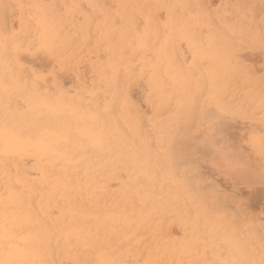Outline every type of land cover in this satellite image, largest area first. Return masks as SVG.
<instances>
[{
  "label": "rangeland",
  "instance_id": "1",
  "mask_svg": "<svg viewBox=\"0 0 264 264\" xmlns=\"http://www.w3.org/2000/svg\"><path fill=\"white\" fill-rule=\"evenodd\" d=\"M4 9L0 41L27 79L42 77L38 87L50 93L71 90L79 79L95 97L94 105L54 117L67 134L59 157L71 191H54L51 176L29 152L6 161L12 181L0 185V264H95L101 240L126 264H264V0H42ZM29 16L72 36L84 56L77 69L61 70L34 48L23 51L18 29ZM194 56L199 74L189 75ZM8 104L16 112L26 108L22 93L13 92ZM35 131L27 123L9 129L22 143ZM194 208L210 218L196 233ZM8 217L22 221L12 226Z\"/></svg>",
  "mask_w": 264,
  "mask_h": 264
},
{
  "label": "clouds",
  "instance_id": "2",
  "mask_svg": "<svg viewBox=\"0 0 264 264\" xmlns=\"http://www.w3.org/2000/svg\"><path fill=\"white\" fill-rule=\"evenodd\" d=\"M40 2L42 0H0V17L6 4L33 5ZM18 34L25 39L23 48L25 53L29 48L44 52L56 61L61 70L77 69L84 60L79 47L73 44L72 36L62 29L53 32L47 26L37 23L31 16L23 23L22 29H18ZM198 63V57L194 56L189 75L199 74ZM217 70H223L222 63L217 66ZM38 80L43 78L33 77L29 80L24 76L23 65L6 57L4 44L0 41V185H6L11 181L6 161L21 152H29L41 161L42 167L51 176L54 191H71L63 183L67 172L59 157L61 148L68 144L67 134L54 117L83 109L93 102L95 93L79 79L77 87L71 90H57L55 93H50L47 89L41 90L37 84ZM13 92L23 94L26 104L23 112L9 108L8 97ZM112 96H115L114 92ZM20 123L35 127V135L30 142L22 143L10 134L9 129ZM209 222L210 218L202 210L193 209L190 217L193 233ZM114 252L115 250L105 249L101 240L95 264H126V261L120 258L122 254H114ZM4 264L7 262L5 261ZM73 264H92V262L85 259L74 261Z\"/></svg>",
  "mask_w": 264,
  "mask_h": 264
},
{
  "label": "bare ground",
  "instance_id": "3",
  "mask_svg": "<svg viewBox=\"0 0 264 264\" xmlns=\"http://www.w3.org/2000/svg\"><path fill=\"white\" fill-rule=\"evenodd\" d=\"M231 1H232V0H231ZM245 1H246V0H245ZM57 3H58V2H57ZM249 3H250V2H249ZM193 4H194V3H193ZM204 4H205V3H204ZM244 4H245V3H244ZM191 6H192V5H191ZM4 7H5V6H4ZM59 7L61 8V6H59ZM206 7H207V6H206ZM244 7H245V6H244ZM207 9H208V8H207ZM244 9H245V8H244ZM4 10H5V9H4ZM59 10H60V9H59ZM199 11H200V10H199ZM46 13H47V12H46ZM111 14H112V13H111ZM2 15H4V13H3ZM4 16H5V15H4ZM96 16H97V15H96ZM258 16H259V15H258ZM214 17H215V16H214ZM2 18H3V17H2ZM117 18H118V17H117ZM49 20H50V19H49ZM1 22H2V20H1ZM119 22H120V20H119ZM122 22H123V21H122ZM38 23H39V22H38ZM41 23H42V22H41ZM203 24H204V23H203ZM235 24H236V23H235ZM216 25H217V24H216ZM6 27H7V26H6ZM14 27H15V26H14ZM113 28H114V27H113ZM252 28H253V27H252ZM4 29H5V28H4ZM191 29H192V28H191ZM247 29H248V28H247ZM225 32H226V31H225ZM4 33H5V32H4ZM222 33H223V32H222ZM198 34H199V33H198ZM235 34H236V33H235ZM9 35H11V34H9ZM92 35H93V34H92ZM253 35H254V34H253ZM253 35H252V36H253ZM1 36H2V35H1ZM238 36H239V35H238ZM196 37H198V36H196ZM1 38H2V37H1ZM3 38H4V37H3ZM91 38H92V37H91ZM8 45H10V43H9ZM199 46H200V45H199ZM199 46H198V47H199ZM205 46H206V45H205ZM9 47H10V46H8V48H9ZM207 47H208V46H207ZM211 49H212V48H211ZM10 51H11V50H10ZM17 52H18V51H17ZM176 53H177V52H176ZM206 53H207V52H206ZM43 54H44V53H43ZM10 55H11V54H10ZM44 55H45V54H44ZM178 59H179V58H178ZM200 61H201V60H200ZM157 63H158V62H157ZM158 64H159V63H158ZM160 64H161V63H160ZM249 65H250V64H249ZM199 66H200V65H199ZM190 67H191V66H190ZM107 68H108V67H107ZM161 68H162V67H161ZM183 68H184V67H183ZM207 68H208V67H207ZM107 70H108V69H107ZM43 72H44V71H43ZM162 75H163V74H162ZM31 76H32V75H31ZM31 76H30V77H31ZM204 76H205V75H204ZM33 77H34V76H33ZM120 77H121V76H119V79H120ZM164 77H165V76H164ZM119 79H118V82H117V83H119ZM86 81H87V80H86ZM128 81H129V80H128ZM108 82H109V81H108ZM168 84H169V82H168ZM192 84H193V83H192ZM40 85H41V84H40ZM95 87H96V86H95ZM102 87H103V86H102ZM128 87H129V86H128ZM155 87H156V86H155ZM164 87H165V86H164ZM124 88H125V87H124ZM150 89H151V88H150ZM152 89H153V88H152ZM41 90H42V89H41ZM53 90H54V89H53ZM69 90H70V89H69ZM123 91H124V90H123ZM128 91H129V89H128ZM121 93H122V92L120 91V97H121ZM158 93H159V92H158ZM156 95H157V94H156ZM106 96H107V95H106ZM109 96H110V95H109ZM109 96H108V97H109ZM122 96H123V95H122ZM157 96H160V94H158ZM201 96H202V95H201ZM118 97H119V96H118ZM235 98H236V97H235ZM118 99H121V98H118ZM199 99H200V98H199ZM123 102H124V101H123ZM163 102H164V101H163ZM121 103H122V102H121ZM92 105H94V104L92 103ZM92 105H91V106H92ZM118 105H119V103H118ZM135 105H136V104H135ZM196 105H197V104H196ZM97 106H98V105H97ZM116 106H117V104H116ZM122 106L124 107L123 104H122ZM171 106H172V105H171ZM98 107H99V106H98ZM197 107H198V106H197ZM96 108H97V107H96ZM99 108H100V107H99ZM99 108H97V109H99ZM106 108H107V107H106ZM108 108H109V106H108ZM103 109H104V108H103ZM109 109H110V108H109ZM172 109H174V108H172ZM113 110H114V109H113ZM116 110H117V109H116ZM83 111H85V110H83ZM102 111H103V110H102ZM117 111H118V110H117ZM119 111H120V110H119ZM194 111H195V110H194ZM199 111H200V110H199ZM226 111H227V110H226ZM79 112H81V111H79ZM105 112H106V111H105ZM229 112H230V111H229ZM88 113H89V112H88ZM90 113H91V112H90ZM192 113H193V112H192ZM195 113H196V112H195ZM200 113H201V112H200ZM82 114H84V113H82ZM119 114H120V113H119ZM163 114H164V112H163ZM68 115H69V114H68ZM102 115H103V114H102ZM74 116H75V115H74ZM104 116H105V115H104ZM122 116H125V115H122ZM72 117H73V116H72ZM72 117H71V118H72ZM95 117H96V116H95ZM76 118H77V117H76ZM82 118H83V117H82ZM110 118H111V117H110ZM194 118H195V117H194ZM79 119H80V118H79ZM129 119H130V118H129ZM73 120H74V119H73ZM111 120H112V119H111ZM131 120H132V119H131ZM166 120H167V119H166ZM82 121H83V119H82ZM82 121H81V122H82ZM86 121H88V120H86ZM106 121H107V120H106ZM132 121H133V120H132ZM167 121H168V120H167ZM194 121H195V120H194ZM78 122H79V121H78ZM122 122H123V121H122ZM94 123H95V122H94ZM101 123H102V122H101ZM108 123H109V122H108ZM132 123H133V122H132ZM161 123H163V121H162ZM167 123H168V122H167ZM81 124H82V123H81ZM87 124H88V123H87ZM124 124H126V123H124ZM192 124H193V123H192ZM84 125H85V124H84ZM109 125H110V124H109ZM112 125H113V124H112ZM120 125H121V124H120ZM18 126H19V125H18ZM80 126H81V125H80ZM97 126H98V125H97ZM110 126H111V125H110ZM122 126H123V125H122ZM144 126H145V125H144ZM144 126H143V127H144ZM86 127H87V126H86ZM102 127H103V126H102ZM99 128H100V125H99ZM104 128H105V127H104ZM109 128H110V127H108L107 129H109ZM126 128H127V127H126ZM159 128H160V127H159ZM105 129H106V128H105ZM110 129H111V128H110ZM110 129H109V130H110ZM124 129H125V128H124ZM151 129H152V128H151ZM153 129H154V128H153ZM89 130H90V129H89ZM212 130H213V129H212ZM90 131H91V130H90ZM107 131H108V130H107ZM158 131H159V130H158ZM183 131H184V130H183ZM260 131H261V130H260ZM92 132H93V131H92ZM98 132H99V130H98ZM108 132H109V131H108ZM77 133H78V132H77ZM81 133H82V132H81ZM180 133H181V132H180ZM79 134H80V133H79ZM97 134H98V133H97ZM107 134H108V133H107ZM127 134H128V133H127ZM127 134H126V135H127ZM149 134H150V131H149V133H148V136H149ZM175 134H176V133H175ZM182 134H183V133H182ZM154 135H155V134H154ZM69 136H71V135H69ZM69 136H68V137H69ZM97 136H99V134H98ZM176 136H177V135H176ZM178 136H179V135H178ZM178 136H177V137H178ZM27 137H28V136H27ZM27 137H26V138H27ZM29 137H30V136H29ZM109 137H111V136H109ZM128 137H129V136H128ZM18 138H19V137H18ZM31 138H32V137H31ZM130 138H131V137H130ZM130 138H129V139H130ZM151 138H152V137H151ZM174 138H176V137H174ZM174 138H173V139H174ZM181 138H182V137H181ZM19 139H20L21 142H22V139H21V138H19ZM71 139H73V138L71 137ZM109 139H112V138H109ZM119 139L122 140V138H119ZM101 140H102L101 142H105L106 138H105L104 136L101 135ZM175 140H176V139H175ZM74 141H75V139H74ZM110 141H112V140H110ZM152 141H153V140H152ZM152 141H151V142H152ZM173 141H174V140H173ZM70 142H71V141H69V143H70ZM72 142H73V141H72ZM72 142H71V143H72ZM122 142H123V140H122ZM130 142H131V141H130ZM113 143H115V142H113ZM113 143H112V144H113ZM116 143H118V142H116ZM125 143H126V142H125ZM132 143H133V142H132ZM137 143H138V142H137ZM152 143H153V142H152ZM156 143H157V142H156ZM173 143H174V142H173ZM181 143H182V142H181ZM105 144H106V143H105ZM109 144H110V142H109ZM118 144H119V143H118ZM133 144H134V143H133ZM133 144H130V145L132 146ZM135 144H136V142H135ZM153 144H154V143H153ZM69 145H70V144H69ZM80 145H81V144H80ZM98 145H100V144H98ZM110 145H111V144H110ZM110 145H109V146H110ZM175 145H176V144L174 143V146H175ZM71 146H72V145H71ZM87 146H88V143H87ZM101 146H102V145H101ZM105 146H106V145H105ZM123 146H124V143H123ZM123 146H121V147H123ZM152 146H154V145H152ZM176 146H177V145H176ZM121 147H120V148H121ZM124 147H125V146H124ZM133 147H134V146H133ZM62 148H63V147H62ZM75 148H76V147H75ZM81 148H82V147H81ZM89 148H90V147H89ZM112 148H113V147H112ZM72 149H73V148H72ZM115 149H116V148H115ZM122 149H123V148H122ZM131 149H132V148H131ZM152 149H153V148H152ZM180 149H181V148H180ZM83 150H84V149H83ZM92 150H93V149H92ZM105 150H106V149H105ZM117 150H118V149H117ZM120 150H121V149H120ZM132 150H133V149H132ZM132 150H131V151H132ZM136 150H137V149H136ZM144 150H145V149H144ZM93 151H94V150H93ZM125 151H126V150H125ZM128 151H129V149H128ZM128 151H126V153H128ZM138 151H139V150H138ZM157 151H158V150H157ZM173 151H174V149H173ZM103 152H104V151H103ZM174 152H175V151H174ZM174 152H173V153H174ZM178 152H179V150H178ZM101 153H102V152H101ZM111 153H112V152H111ZM138 153H139V152H138ZM181 153H182V152H181ZM95 154L97 155V153H95ZM114 154H115V153H114ZM117 154H118V153H117ZM70 155H72V154L70 153ZM77 155H78V154H77ZM104 155H105V157L107 156L105 153H104ZM104 155H103V156H104ZM109 155H110V154H109ZM111 155H112V154H111ZM154 155H155V154H154ZM174 155H175V154H174ZM177 155H178V153H177ZM180 155H181V154H180ZM180 155H179V156H180ZM20 156H21V155H20ZM26 156H27V155H26ZM122 156H123V155H122ZM77 157H78V156H77ZM82 157H83V155H82ZM101 157H102V156H101ZM69 158H70V157H69ZM74 158H75V157H74ZM103 158H104V157H103ZM109 158H112V157H109ZM147 159H148V158H147ZM162 159H163V158H161L160 160L162 161ZM76 160H77V159H76ZM85 160H86V159H85ZM98 160H100V159H98ZM124 160H125V159H124ZM124 160H123V161H124ZM127 160H128V159H127ZM182 160H183V159H182ZM89 161H90V160H89ZM180 161H181V160H180ZM81 162H83V161H81ZM85 162H86V161H85ZM87 162H88V161H87ZM124 162H125V161H124ZM146 162H147V160H146ZM183 162H184V161H183ZM10 163H11V162H10ZM63 163H64V162H63ZM91 163H92V161H91ZM126 163H127V161H126ZM161 163H162V162H161ZM161 163H160V164H161ZM163 163H164V162H163ZM178 163H180V162H178ZM65 164H66V163H65ZM84 164H85V163H84ZM105 164H106V163H105ZM114 164H115V163H114ZM183 164H184V163H183ZM73 165H74V164H73ZM80 165H81V164H80ZM87 165H88V164H87ZM91 165H92V164H91ZM101 165H102V164H101ZM101 165H100V167H101ZM128 165H129V164H128ZM131 165H132V163H131ZM178 165H179V164H178ZM70 166H71V165H70ZM92 166H93V165H92ZM118 166H119V165H118ZM145 166H146V165H145ZM152 166H153V165H152ZM93 167H96V166H93ZM110 167H111V165H110ZM113 167H114V166H113ZM122 167H123V165H122ZM146 167H147V166H146ZM154 167H155V166H154ZM11 168H12V167H11ZM78 168H79V167H78ZM82 168H83V167H82ZM90 168H91V167H90ZM116 168H117V167H116ZM126 168H127V166H126ZM130 168H131V167H130ZM132 168H133V167H132ZM132 168H131V169H132ZM134 168H135V167H134ZM147 168H148V167H147ZM12 169H13V168H12ZM75 169H77V168H75ZM79 169H80V168H79ZM88 169H89V168H88ZM118 169H119V168H118ZM124 169H125V168H124ZM151 169H152V168H151ZM161 169H162V168H161ZM18 170H19V169H18ZM80 170H81V169H80ZM111 170H112V169H111ZM125 170H127V169H125ZM191 170H192V169H191ZM38 171H39V170H38ZM105 171H106V170H105ZM187 171H188V170H187ZM73 172H74V171H73ZM76 172H77V171H76ZM76 172H75V173H76ZM78 172H80V171H78ZM129 172H130V170H129ZM188 172H190V171H188ZM30 173H31V172H30ZM103 173H104V171H103ZM103 173H102V175H103ZM134 173H135V170H134ZM190 173H191V172H190ZM76 174H77V173H76ZM97 175H98V174H97ZM120 175H122V174H120ZM137 175H138V174H137ZM166 175H167V174H166ZM192 175H193V174H192ZM192 175H191V176H192ZM16 176H17V175H16ZM95 176H96V175H95ZM170 176H171V175H170ZM14 177H15V176H14ZM14 177H13V175H12V179H13ZM44 177H45V176H44ZM139 177H140V176H139ZM149 177H151V176H149ZM149 177H148V178H149ZM194 177H195V176H194ZM197 177H198V176H197ZM200 177H202V176H200ZM200 177H199V178H200ZM18 178H19V177H18ZM80 178H83V177H80ZM145 178H146V177H145ZM145 178H143V179H145ZM173 178H174V177H173ZM29 179H31V178H29ZM41 179H42V178H41ZM95 179H96V178H95ZM107 179H108V178H107ZM140 179H141V178H140ZM143 179H142V180H143ZM146 179H147V178H146ZM21 180H22V179H21ZM90 180H91V179H90ZM147 180H149V179H147ZM163 180H164V179H163ZM166 180H167V179H166ZM11 181H12V180H11ZM11 181H10V182H11ZM17 181H18V180H17ZM42 181H43V180H42ZM44 181H45V180H44ZM44 181H43V182H44ZM86 181H87V180H86ZM24 182H26V181H24ZM30 182H31V181H30ZM153 182H154V181H153ZM153 182H152V183H153ZM162 182H163V181H162ZM174 182H175V181H174ZM12 183H13V182H12ZM31 183H32V182H31ZM94 183H95V182H94ZM147 183H148V182H147ZM175 183H176V182H175ZM7 184H8V183H7ZM34 184H35V183H34ZM45 184H46V183H45ZM80 184H81V183H80ZM89 184H90V183H89ZM131 184H132V183H131ZM138 184L140 185V183H138ZM148 184H149V183H148ZM161 184H162V183H161ZM163 184H164V183H163ZM168 184H169V183H168ZM176 184L178 185V183H176ZM179 184H180V183H179ZM206 184H207V183H206ZM17 185H18V184H17ZM129 185H130V184H129ZM158 185H159V184H158ZM177 185H176V186H177ZM5 186H6V185H5ZM8 186H9V184H8ZM32 186H33V185H32ZM34 186H35V185H34ZM71 186H72V185H71ZM90 186H91V185H90ZM96 186H97V185H96ZM171 186H172V185H171ZM210 186H212V185H210ZM2 187H4V185H3ZM9 187H10V186H9ZM14 187H16V189H17V186L14 185ZM37 187H39V186H37ZM37 187H36V188H37ZM109 187H110V186H109ZM174 187H175V186H174ZM180 187H181V186H180ZM180 187H179V188H180ZM96 188H97V187H96ZM100 188H101V187H100ZM100 188H99V189H100ZM105 188H106V187H105ZM142 188H143V187H142ZM155 188H156V187H155ZM179 188H178V189H179ZM4 189H7V188H4ZM16 189H13V190H16ZM18 189H19V187H18ZM32 189H34V187H32ZM45 189H48V188H44V190H45ZM74 189H75V188H74ZM82 189H83V188H82ZM97 189H98V188H97ZM135 189H136V188H135ZM181 189H182V187H181ZM206 189H207V188H206ZM48 190H49V189H48ZM75 190H76V189H75ZM77 190H78V188H77ZM80 190H81V189H80ZM101 190H104V189H101ZM105 190H106V189H105ZM117 190H118V188H117ZM5 191H6V190H5ZM22 191H23V190H22ZM25 191H26V190H25ZM27 191L29 192L28 189H27ZM31 191H32V190H31ZM35 191H37V190H34V194L32 193L33 196L35 195ZM113 191H114V190H113ZM118 191H119V190H118ZM122 191H123V190H122ZM165 191H166V189H165ZM176 191H177V190H176ZM215 191H216V190H215ZM18 192L20 193L19 190H18ZM28 192H27V193H28ZM44 192H45V191H44ZM56 192H58V191H56ZM88 192H89V191H88ZM110 192H111V191H110ZM156 192H157V191H156ZM158 192H159V191H158ZM3 193H4V190H3ZM3 193H2V194H3ZM14 193H15V192H14ZM21 193H23V192H21ZM30 193H31V192H30ZM65 193H66V192H65ZM68 193H69V192H68ZM68 193H67V194H68ZM70 193H72V192H70ZM81 193H82V192H81ZM111 193L113 194V192H111ZM162 193H163V192H162ZM182 193H183V192H182ZM4 194H5V193H4ZM4 194H3V195H4ZM15 194H16V193H15ZM39 194H40V193H39ZM44 194H45V193H44ZM52 194H53V193H52ZM54 194H55V193H54ZM61 194H62V193H61ZM95 194H96V193H95ZM97 194H98V192H97ZM166 194H167V193H166ZM172 194H173V193H172ZM208 194H209V193H208ZM21 195H23V194H21ZM24 195H25V193H24ZM36 195H37V194H36ZM36 195H35V196H36ZM41 195H42V193H41ZM75 195H77V194H74V196H75ZM145 195H146V194H145ZM145 195H144V196H145ZM160 195H161V194H160V192H159V196H160ZM164 195H165V194H164ZM170 195H171V194H170ZM28 196H31V195H28ZM39 196H40V195H39ZM62 196H63V195H62ZM69 196H70V195H69ZM86 196H88V195H86ZM90 196H92V195H90ZM100 196H101V195H100ZM127 196H128V194H127ZM157 196H158V195H157ZM40 197H41V196H40ZM42 197H43V196H42ZM49 197H50V195H49ZM56 197H57V196H56ZM83 197H84V196H83ZM102 197H105V196H102ZM128 197H129V196H128ZM142 197H143V196H142ZM170 197H171V196H170ZM183 197H185V196H183ZM210 197H211V196H210ZM210 197H209V198H210ZM35 198H36V197H35ZM35 198H34V199H35ZM38 198H39V197H38ZM94 198H95V197H94ZM98 198H99V197H98ZM134 198H135V197H134ZM136 198H137V197H136ZM144 198L146 199V197H144ZM150 198H153V197H150ZM186 198H187V197H186ZM217 198H218V197H217ZM2 199H3V198H2ZM36 199H37V198H36ZM49 199H50V198H49ZM76 199H77V198H76ZM86 199H87V198H86ZM96 199H97V198H96ZM96 199H95V201H96ZM141 199H142V198H141ZM172 199H173V198H172ZM235 199H236V198H235ZM32 200H33V199H32ZM41 200H42V199H41ZM59 200H60V199H59ZM64 200H66V199H64ZM68 200H69V199H68ZM71 200H72V199H71ZM71 200H70V201H71ZM93 200H94V199H93ZM93 200H92V201H93ZM107 200H108V199H107ZM109 200H111V199H109ZM116 200H117V199H116ZM158 200H159V199H158ZM191 200H192V199H191ZM5 201H6V200H5ZM44 201H45V199H44ZM72 201H73V200H72ZM74 201H75V200H74ZM78 201H79V199H78ZM86 201H87V200H86ZM92 201H91V202H92ZM111 201H113V199H112ZM164 201H165V200H164ZM174 201H175V200H174ZM15 202H16V201H15ZM20 202H21V201H20ZM41 202H42V201H41ZM57 202H58V204H60L59 201H57ZM62 202H63V201H62ZM62 202H61V204H62ZM76 202H77V201H76ZM79 202H80V201H79ZM84 202H85V200H84ZM88 202H89V201H88ZM105 202H106V201H105ZM135 202H136V201H135ZM6 203H7V202H6ZM32 203H33V202H32ZM44 203H45V202H44ZM49 203H50V202H49ZM71 203L73 204L74 202H71ZM93 203H94V202H93ZM103 203H104V202H103ZM108 203H109V202H108ZM112 203H113V202H112ZM115 203H116V202H115ZM115 203H114V204H115ZM141 203H142V202H141ZM207 203H208V202H207ZM0 204H1V202H0ZM10 204H11V203H10ZM15 204H16V203H15ZM66 204H67V203H66ZM68 204H69V203H68ZM72 204H71V205H72ZM74 204H75V203H74ZM74 204H73V205H74ZM79 204H82V201H81ZM79 204H78V206H79ZM83 204H84V203H83ZM89 204H90V203H89ZM91 204H92V203H91ZM94 204H95V203H94ZM96 204H97V203H96ZM101 204H102V203H101ZM116 204H117V203H116ZM127 204H128V202H127ZM164 204H166V203L164 202ZM6 205H7V204H6ZM8 205H9V204H8ZM12 205H13V204H12ZM21 205H22V204H21ZM41 205H42V204H41ZM41 205H40V206H41ZM73 205H72V206H73ZM85 205H86V204H85ZM104 205H105V203H104ZM146 205H147V204H146ZM161 205H162V204H161ZM187 205H188V204H187ZM198 205H199V203H198ZM223 205H224V204H223ZM18 206L21 207V206L19 205V203H18ZM50 206H51V205H50ZM60 206H61V205H60ZM60 206H59V207H60ZM64 206H66V205H64ZM68 206H69V205H68ZM68 206H67V207H68ZM88 206H89V205H88ZM100 206H101V205H100ZM105 206H109V205L106 204ZM121 206H122V205H121ZM164 206H165V205H164ZM59 207H58V208H59ZM69 207L72 208L71 206H69ZM90 207H91V206H90ZM101 207H102V206H101ZM123 207H124V206H123ZM128 207H129V206H128ZM131 207H132V206H130V208H131ZM142 207H143V206H142ZM13 208H14V206H13ZM21 208H23V207H21ZM28 208H29V207H28ZM31 208H33V207H31ZM31 208H30V209H31ZM34 208H35V206H34ZM38 208H39V206H38ZM61 208H64V207L61 206ZM75 208H76V207H75ZM75 208H74V209H75ZM78 208H79V207H78ZM87 208H88V207H87ZM117 208H118V207H117ZM243 208H245V207H243ZM246 208H247V207H246ZM53 209H54V208H53ZM76 209H77V208H76ZM80 209H81V211H82L81 206H80ZM92 209H94L93 206H92ZM106 209H107V208H106ZM131 209H133V208H131ZM134 209H135V208H134ZM134 209H133V210H134ZM167 209H168V208H167ZM189 209H190V207H189ZM36 210H37V209H36ZM56 210H58V209H56ZM59 210H60V208H59ZM94 210H96V209H94ZM127 210H128V208H127ZM137 210H138V209H137ZM144 210H145V209H144ZM144 210H143V211H144ZM247 210H248V209H247ZM64 211H65V210H64ZM73 211H74V210H73ZM81 211H80V212H81ZM97 211H98V210H97ZM97 211H96V212H97ZM108 211H109V210H108ZM111 211H113V210H111ZM111 211H110V212H111ZM157 211H158V210H157ZM176 211H177V210H176ZM6 212H7V211H6ZM80 212H78V213H80ZM122 212H123V211H121V213H122ZM140 212H141V210H140ZM82 213H83V212H82ZM90 213H91V212H90ZM92 213H94V212H92ZM102 213H103V212H102ZM104 213H105V212H104ZM137 213H138V212H137ZM141 213H142V212H141ZM155 213H156V211H155ZM43 214H44V213H43ZM56 214H57V213H56ZM56 214H55V215H56ZM76 214H77V213H76ZM84 214H85V213H84ZM94 214H95V213H94ZM97 214H98V213H97ZM100 214H101V213H100ZM105 214H108V213H105ZM135 214H136V213H135ZM2 215H3V214H2ZM13 215H14V214H13ZM108 215H109V214H108ZM110 215H111V214H110ZM110 215H109V216H110ZM121 215H122V214H121ZM124 215H125V214H124ZM153 215H154V213H153ZM160 215H161V214H160ZM170 215H171V214H170ZM172 215H173V214H172ZM178 215H180V213H179ZM246 215H247V214H246ZM15 216H16V215H15ZM53 216H54V215H53ZM67 216H68V215H67ZM118 216H119V215H118ZM132 216H133V215H132ZM139 216H140V215H139ZM180 216H181V215H180ZM33 217H34V216H33ZM74 217H75V215H74ZM113 217H114V216H113ZM122 217H123V216H122ZM124 217H125V216H124ZM134 217H136V216H134ZM160 217H161V216H160ZM228 217H229V215H228ZM8 218H9V217H8ZM17 218H18V217H17ZM17 218H16V217H15V218H11V217L9 218V221H10V223H11L12 226H13L14 224H18L19 222L22 221L21 218H19V219H17ZM34 218H35V217H34ZM68 218H69V217H68ZM82 218H83V217H82ZM138 218H139V217H138ZM154 218H155V217H154ZM31 219H33V218H31ZM42 219H43V218H42ZM76 219H77V217H75V220H76ZM129 219H130V216H129ZM132 219H133V218H132ZM52 220H53V219H52ZM56 220H57V219H56ZM79 220H80V219H79ZM92 220H93V219H92ZM99 220H100V219H99ZM106 220H107V219H106ZM106 220H105V221H106ZM150 220H151V219H150ZM153 220H154V219H153ZM31 221H34V220H31ZM40 221H41V220H40ZM42 221H43V220H42ZM71 221H72V220H71ZM76 221H77V220H76ZM80 221H81V220H80ZM89 221H90V220H89ZM95 221H96V220H95ZM109 221H110V220H109ZM109 221H108V222H109ZM113 221H114V220H113ZM116 221H118V220H116ZM154 221L156 222V220H154ZM35 222L37 223L36 220H35ZM155 222H154V223H155ZM173 222H174V221H173ZM40 223H41V222H40ZM47 223H48V222H47ZM54 223H55V222H54ZM64 223H65V222H64ZM100 223H101V222H100ZM105 223H106V222H105ZM135 223H136V222H135ZM30 224H32V223H30ZM50 224H51V222H50ZM92 224H93V223H92ZM106 224H107V223H106ZM111 224H112V222H111ZM118 224H119V223H117V225H118ZM183 224H184V223H183ZM34 225H35V224H34ZM51 225H52V224H51ZM64 225H65V224H64ZM101 225H102V224H101ZM133 225H134V224H132V226H133ZM144 225H145V223H144ZM155 225H156V224H155ZM158 225H159V224H158ZM185 225H186V224H185ZM37 226H38V225H37ZM58 226H59V222H58ZM105 226H106V225H105ZM105 226H104V227H105ZM115 226H116V225H115ZM159 226H160V225H159ZM49 227H50V226H49ZM109 227H110V226H109ZM141 227H142V226H141ZM141 227H140L139 230H141ZM50 228H51V227H50ZM93 228H94V227H93ZM100 228H101V226L99 227V229H100ZM111 228H112V227H111ZM127 228H129V227H127ZM127 228H126V229H127ZM133 228H134V227H133ZM151 229H152V228H151ZM185 229H186V228H185ZM100 230H101V229H100ZM102 230H103V229H102ZM106 230H108V229H106ZM118 230H120V229H118ZM226 230H227V229H226ZM257 230H258V229H257ZM36 231H38V230H35V234H37L36 236H39L38 233H36ZM68 231L70 232V230H68ZM96 231H97V230H96ZM96 231H95V232H96ZM135 231H136V230H135ZM135 231H134V233H135ZM151 231H153V229H152ZM15 232H16V231H15ZM72 232H73V231H72ZM100 232H101V231H100ZM110 232H111V231H110ZM112 232H113V231H112ZM115 232H116V231H115ZM115 232H114V233H115ZM131 232H132V231H131ZM141 232H142V230H141ZM227 232H228V231H227ZM118 233H119V231H118ZM125 233L128 235L129 232H125ZM137 233H138V232H137ZM139 233H140V231H139ZM139 233H138V234H139ZM148 233H149V232H148ZM225 233H226V232H225ZM74 234H75V233H74ZM95 234H96V233H95ZM138 234H137V235H138ZM79 235H80V234H79ZM85 235H87V234H85ZM88 235H89V234H88ZM88 235H87V236H88ZM106 235H107V234H106ZM106 235H105V236H106ZM110 235H111V234H110ZM127 235H126V237H127ZM224 235H225V234H224ZM224 235H223V236H224ZM237 235H238V234H237ZM100 236H101V235H100ZM117 236H118V235H117ZM228 236H229V234H228ZM71 237H72V236H71ZM75 237H76V236H75ZM75 237H74V238H75ZM107 237H109V235H108ZM112 237H114V236H112ZM25 238L28 239V240H30L29 242H32V244H33V242L37 241L35 238H34V239L31 238V236H29V235H26ZM39 238H40V237H39ZM72 238H73V237H72ZM78 238H79V237H78ZM82 238H84V237H82ZM105 238H106V237H105ZM87 239H88V238H87ZM122 239H123V238H122ZM135 239H136V238H135ZM218 239H219V238H218ZM229 239L231 240V238H229ZM69 240H70V239H69ZM80 240H81V239H80ZM80 240H79V241H80ZM90 240H91V239H90ZM124 240H125V239H124ZM132 240H133V239H132ZM82 241H83V240H82ZM88 241H89V240H88ZM113 241H114V239H113ZM234 241H235V240H234ZM76 242H78V241H76ZM118 242H119V241H118ZM60 243H61V241H60ZM89 243H91V241H90ZM99 243H100V242H99ZM116 243H117V242H116ZM237 243H238V242H237ZM65 244H66V243H65ZM73 244H74V243H73ZM82 244H83V243H82ZM85 245H86V244H85ZM184 245H185V244H184ZM215 245H216V244H215ZM231 245H233V244L230 243V246H231ZM185 246H187V244H186ZM227 246H228V245H227ZM227 246H226V247H227ZM52 247H53V246H52ZM89 247H90V246H89ZM131 247H133V246H131ZM134 247H135V245H134ZM223 248H225V246H224ZM229 248H230V247H229ZM240 248H241V247H240ZM54 249H55V248H54ZM84 249H85V248H84ZM180 249H181V248H180ZM180 249H179V250H180ZM78 250H79V249H78ZM85 250H86V249H85ZM95 250H96V249H95ZM232 250H233V249H232ZM37 251H38V250H36V252H37ZM197 251H198V250H197ZM238 251H239V250H238ZM240 251H242V250L240 249ZM36 252H35V253H36ZM91 252H92V251H91ZM181 252H182V251H181ZM225 253H226V252H225ZM234 253H235V251H234ZM37 254H38V253H37ZM65 254H66V253H65ZM232 254H233V252H232ZM257 254H258V253H257ZM177 255H178V254H177ZM198 255H200V254H198ZM237 255H238V254H237ZM240 255H241V254H240ZM240 255H239V257H240ZM88 256H89V255H88ZM186 256H188V255L186 254ZM186 256H184V257H186ZM168 257H169V256H168ZM168 257H167V258H168ZM177 257H178V256H177ZM177 257H176V258H177ZM198 257H199V256H198ZM54 258H55V257H54ZM92 258H93V256H92ZM167 258H166V259H167ZM176 258H175V259H176ZM179 258H181V257H179ZM196 258H197V257H196ZM208 258H209V257H208ZM237 258H238V256H237ZM240 258H242V257H240ZM247 258H248V257H247ZM247 258H246V259H247ZM244 259H245V256H244ZM92 260H93V259H92ZM238 260H239V259H238ZM156 261H157V260H156ZM211 261H212V260H211ZM244 261H245V260H244ZM173 262H174V260H173ZM239 262H240V261H239ZM67 264H68V263H67ZM239 264H240V263H239Z\"/></svg>",
  "mask_w": 264,
  "mask_h": 264
}]
</instances>
